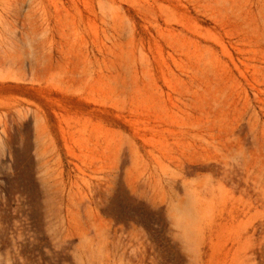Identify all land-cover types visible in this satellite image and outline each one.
Here are the masks:
<instances>
[{"label":"rangeland","instance_id":"rangeland-1","mask_svg":"<svg viewBox=\"0 0 264 264\" xmlns=\"http://www.w3.org/2000/svg\"><path fill=\"white\" fill-rule=\"evenodd\" d=\"M0 264H264V0H0Z\"/></svg>","mask_w":264,"mask_h":264}]
</instances>
